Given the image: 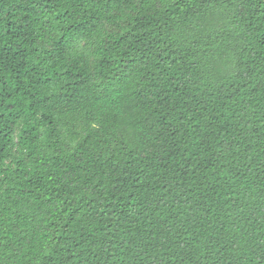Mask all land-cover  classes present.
I'll list each match as a JSON object with an SVG mask.
<instances>
[{"label": "trees", "instance_id": "trees-1", "mask_svg": "<svg viewBox=\"0 0 264 264\" xmlns=\"http://www.w3.org/2000/svg\"><path fill=\"white\" fill-rule=\"evenodd\" d=\"M0 264H264V0H0Z\"/></svg>", "mask_w": 264, "mask_h": 264}]
</instances>
